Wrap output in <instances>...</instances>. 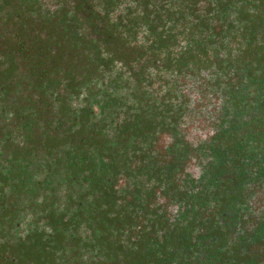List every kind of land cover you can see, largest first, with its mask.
I'll return each instance as SVG.
<instances>
[{
  "label": "flooded vegetation",
  "instance_id": "flooded-vegetation-1",
  "mask_svg": "<svg viewBox=\"0 0 264 264\" xmlns=\"http://www.w3.org/2000/svg\"><path fill=\"white\" fill-rule=\"evenodd\" d=\"M0 264H264V0H0Z\"/></svg>",
  "mask_w": 264,
  "mask_h": 264
}]
</instances>
